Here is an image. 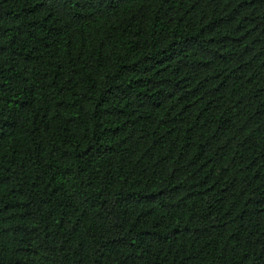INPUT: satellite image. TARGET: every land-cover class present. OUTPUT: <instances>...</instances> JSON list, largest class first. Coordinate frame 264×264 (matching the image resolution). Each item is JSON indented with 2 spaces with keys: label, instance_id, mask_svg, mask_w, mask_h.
<instances>
[{
  "label": "trees",
  "instance_id": "obj_1",
  "mask_svg": "<svg viewBox=\"0 0 264 264\" xmlns=\"http://www.w3.org/2000/svg\"><path fill=\"white\" fill-rule=\"evenodd\" d=\"M0 264H264V0H0Z\"/></svg>",
  "mask_w": 264,
  "mask_h": 264
}]
</instances>
